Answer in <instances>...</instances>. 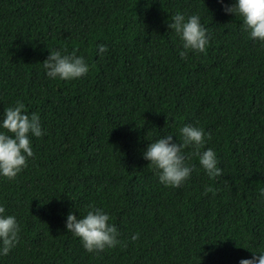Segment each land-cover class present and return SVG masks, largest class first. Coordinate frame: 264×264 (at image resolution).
I'll list each match as a JSON object with an SVG mask.
<instances>
[{"label": "trees", "instance_id": "16d2710c", "mask_svg": "<svg viewBox=\"0 0 264 264\" xmlns=\"http://www.w3.org/2000/svg\"><path fill=\"white\" fill-rule=\"evenodd\" d=\"M231 0H0V111L20 100L43 135L0 206L20 226L0 264H237L264 241V45L226 14ZM198 13L202 53H177L165 21ZM97 44L106 51L97 54ZM85 58L88 72L48 79L49 50ZM197 124L221 175L196 157L177 187L158 183L148 140ZM175 140V136H173ZM185 151H190L186 149ZM105 209L120 244L87 252L65 232L69 210ZM138 233L136 240L131 235Z\"/></svg>", "mask_w": 264, "mask_h": 264}, {"label": "clouds", "instance_id": "9594fccd", "mask_svg": "<svg viewBox=\"0 0 264 264\" xmlns=\"http://www.w3.org/2000/svg\"><path fill=\"white\" fill-rule=\"evenodd\" d=\"M222 10L240 21V29L247 38L264 45V0H231L222 4ZM166 27L179 41L178 55L184 58L188 52H204L209 36L198 13L186 14L176 11L165 21ZM97 54L106 51L105 44H97ZM45 76L50 80L71 81L83 77L89 70L85 58L61 50L48 51L41 63ZM25 104L17 100L0 111V178L14 179L33 156L30 137L43 135L39 116L24 110ZM175 136V140L173 139ZM210 135L197 124H183L175 134L159 135L148 140L141 156L147 166L154 170L158 183L164 187H177L186 181L193 166L190 157L195 156L200 169L209 178L221 175L216 153L204 147ZM190 149V151H185ZM259 202L264 205V188L259 191ZM64 230L78 238L87 252H98L121 243L114 224L109 222L108 212L92 203L79 215L69 210L64 217ZM20 226L13 214H6L0 206V257L7 256L19 241ZM138 233L131 235L136 240ZM251 256L240 258L237 264H264V241L254 248L241 246Z\"/></svg>", "mask_w": 264, "mask_h": 264}]
</instances>
